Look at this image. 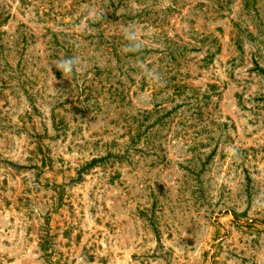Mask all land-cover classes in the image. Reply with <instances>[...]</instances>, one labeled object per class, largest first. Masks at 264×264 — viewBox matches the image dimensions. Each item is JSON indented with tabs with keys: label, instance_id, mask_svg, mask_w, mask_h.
Listing matches in <instances>:
<instances>
[{
	"label": "rangeland",
	"instance_id": "374dc122",
	"mask_svg": "<svg viewBox=\"0 0 264 264\" xmlns=\"http://www.w3.org/2000/svg\"><path fill=\"white\" fill-rule=\"evenodd\" d=\"M0 264H264V0H0Z\"/></svg>",
	"mask_w": 264,
	"mask_h": 264
},
{
	"label": "clouds",
	"instance_id": "9594fccd",
	"mask_svg": "<svg viewBox=\"0 0 264 264\" xmlns=\"http://www.w3.org/2000/svg\"><path fill=\"white\" fill-rule=\"evenodd\" d=\"M78 58L77 57H68L57 60L54 64V67L60 71L63 76L72 75L77 71ZM54 77V76H53Z\"/></svg>",
	"mask_w": 264,
	"mask_h": 264
}]
</instances>
